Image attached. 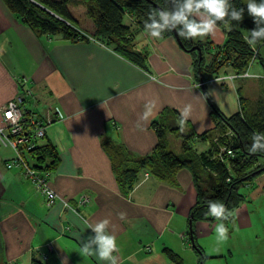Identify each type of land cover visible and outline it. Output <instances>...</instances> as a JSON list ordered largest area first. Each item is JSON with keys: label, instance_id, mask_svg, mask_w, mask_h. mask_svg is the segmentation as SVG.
I'll return each mask as SVG.
<instances>
[{"label": "crops", "instance_id": "1", "mask_svg": "<svg viewBox=\"0 0 264 264\" xmlns=\"http://www.w3.org/2000/svg\"><path fill=\"white\" fill-rule=\"evenodd\" d=\"M224 40L225 30L219 44ZM134 43L146 54L148 70L91 36L75 41L59 35L37 37L0 0V106L15 100L23 89L30 90L35 107L42 110L41 118L55 117L45 135L35 140V146L52 143L59 155L56 168L50 170L49 185L72 207L78 205L80 195L88 197L76 211L59 200L46 206L23 169L7 166L14 153L0 142V264H30L33 257L42 260L41 253L47 254L43 260L47 264H97L95 257L79 250L80 238L93 234L84 229L83 221L94 225L105 219L109 233L117 239L118 264H172L162 253L165 247L179 254L184 264H198L197 252L189 251L191 246L183 250L179 244L196 199L189 170L180 169L174 183L144 177L143 172L125 193L115 181L101 140L108 136L143 155L158 141L150 123L164 107L181 113L190 106L183 131L199 133L214 125L204 85L228 115L238 109V95L234 83L210 74L196 79L193 53L181 48L174 36L156 39L143 29L136 32ZM215 46L212 42L211 47ZM227 74L235 75L232 70ZM227 83L230 88L225 89ZM32 97L21 107L36 113L30 108ZM151 100L156 107L144 118ZM0 126H4L1 112ZM169 138L178 140L180 150L179 138L171 133ZM196 145H202L201 150L207 147L201 141ZM23 156L32 164L27 151ZM242 189L244 200L234 211L228 238L218 239L216 222L197 221L196 242L200 237L207 239L199 244L207 258L224 264H234L230 261L234 255L243 256L235 264H264V171Z\"/></svg>", "mask_w": 264, "mask_h": 264}, {"label": "trees", "instance_id": "2", "mask_svg": "<svg viewBox=\"0 0 264 264\" xmlns=\"http://www.w3.org/2000/svg\"><path fill=\"white\" fill-rule=\"evenodd\" d=\"M2 1L37 37L59 35L75 41L86 40L91 36L146 70V54L135 48L134 36L137 31L145 29L144 21L150 11L171 7L170 0H80L86 16L91 20V27L87 31L71 14L68 8L71 0ZM232 2L237 7L245 8L244 18L239 27L233 28L231 32L225 30V40L214 47L209 61L204 53L212 48V42L202 43L179 37L183 49L194 55L195 76L198 79L203 77L204 69L210 75L217 76L216 73L222 65L230 66L233 73L239 76L247 72L255 61L261 66L264 75V42L255 47L245 42L247 30H252L255 25L247 15L246 5L240 3L243 0ZM127 18L128 22L125 21ZM235 23L234 21L233 24ZM168 35L173 36V30L163 34ZM193 45L200 47V57H197L196 50H189ZM26 90L27 88L23 89L21 94L29 95ZM236 91L238 109L228 115L216 107L206 86H203L204 95L212 108L214 125L199 133L192 130L183 131L186 120L181 123V113L177 109L164 107L160 115L150 123L158 141L146 154L137 155L108 136L101 140V147L110 160L115 181L125 193L134 188L143 172L162 182L174 183L176 173L180 169L189 170L196 199L189 212L185 235L198 254V264H202L207 256L196 242L195 223H218L214 217L207 214L209 201L225 204L229 213L225 224L230 230L235 218L234 211L244 200L241 187L251 183L254 177L264 171V152L249 151L253 134L264 133V96L251 100ZM25 99L26 97L22 99L21 104ZM30 113L28 109H24L26 127L31 126L29 118L25 116ZM39 116L41 118V115ZM169 133L180 140L178 152L169 148ZM199 141L207 143V147L203 150L196 149V142ZM27 152L34 163L27 162L34 168L50 171L58 164L57 149L50 142L34 146ZM185 235L182 236L183 239ZM163 252L172 264H184L182 258L171 249L165 247ZM43 260L33 257L30 264H47Z\"/></svg>", "mask_w": 264, "mask_h": 264}, {"label": "clouds", "instance_id": "3", "mask_svg": "<svg viewBox=\"0 0 264 264\" xmlns=\"http://www.w3.org/2000/svg\"><path fill=\"white\" fill-rule=\"evenodd\" d=\"M170 3V8L156 9L147 14L144 28L150 37L161 39L165 32L175 30L177 36L184 40L203 39L214 34L221 25L227 32H231L233 28L239 27L245 14V8L237 7L232 0H170ZM240 3L246 5L247 15L252 18L255 25L252 30H247L245 42L255 47L264 42V0H243ZM253 76L251 71H247L242 77L229 74L221 76L219 80L234 81ZM145 107L144 118L156 107V101H149ZM190 111V106L186 105L181 112V123L188 118ZM8 115L12 117L11 112ZM249 151L264 152V133L253 134ZM207 214L218 221L215 229L218 239L226 240L228 228L225 221L229 219V213L225 204L209 201ZM120 215L123 217L122 213ZM83 224L84 229H91L93 234L80 238V253L95 257L97 264H118L116 254L119 252V247L116 237L108 231L109 221L105 219L93 225L84 220ZM62 264H66V261H62Z\"/></svg>", "mask_w": 264, "mask_h": 264}, {"label": "built area", "instance_id": "4", "mask_svg": "<svg viewBox=\"0 0 264 264\" xmlns=\"http://www.w3.org/2000/svg\"><path fill=\"white\" fill-rule=\"evenodd\" d=\"M220 77V75H217L214 79L219 80ZM21 80V84H26L25 77ZM197 84L200 85L201 82ZM26 92L31 94L29 89H27ZM26 95L27 94L22 95L20 93L15 100L8 101L0 106L4 125L0 126V142L4 145L10 146L14 153L12 160L7 161V166L10 167L15 164L22 167L25 176L31 180L35 188L44 196L46 206H51L56 200H59L63 207L71 208L76 211L78 205L88 202L87 195H80L77 200L78 205L72 207L67 200L60 197L49 185L48 177L50 176V171L32 167L23 156L24 151L35 146V140L37 138H41L45 135L46 126L55 119L54 116L40 118L37 113L31 112L28 121L31 126L26 127V124L24 123V109L21 107L22 99ZM10 112L12 113L11 118L8 115ZM147 176L148 173L146 172L144 177ZM41 257L46 260L47 254L41 253Z\"/></svg>", "mask_w": 264, "mask_h": 264}, {"label": "rangeland", "instance_id": "5", "mask_svg": "<svg viewBox=\"0 0 264 264\" xmlns=\"http://www.w3.org/2000/svg\"><path fill=\"white\" fill-rule=\"evenodd\" d=\"M68 8H69L71 14L79 21L80 26L82 28L88 30L89 28L87 26H88V23H91V20L86 16V14H85V8H84L82 2L80 0H71L70 3L68 4ZM125 21H126V19H125ZM220 29H219L220 31L218 30L217 32H215L212 35H209V36H207V37H205L203 39H196L195 41H200L202 43H206V42L209 41V42H213L217 46V45H219V42H220V40H221V38H222V36L224 34V30H225L222 25H221ZM214 50H215L214 48H211V49H209V51H207L209 53H207V52L204 53V55L206 56V60L207 61L210 60V56L214 52ZM198 56L199 55L197 54V57ZM228 69H231V67L228 66V65H222L220 67V69L217 71L216 75L227 76L228 75L227 73L232 70L231 69L230 71H228ZM248 71H251L254 74V76L252 78H238V79L234 80L233 82L232 81H226V82H229L231 84L234 83V91H235V93H237L236 90H238V92L240 93L241 96L247 97V98H249L251 100H255V99H257V98H259L261 96H264V79H263V76L264 75L262 73L261 66L256 61L254 63H252V65L249 67ZM202 74L206 78V77L209 76L210 73L204 69L202 71ZM238 77H242V75H239ZM196 79H198V78H196ZM229 83L226 84L227 86H224L223 85L225 89L226 88H230V86L228 85ZM207 92H208V90H207ZM32 96L33 95H27L26 98L27 97H32ZM210 97L213 100V102L216 105V107L219 106L218 108L220 110H222L220 108L219 103H217L215 101V99L211 96V94H210ZM32 100H33V97H32ZM35 103H36L35 100H33L31 102V107L30 108L32 110L36 111V113L40 115L39 112L42 111V110H41L40 106L39 107H35ZM167 140H168V145H169V148L170 149H172L173 151L176 150V152L179 151L176 148V141H178L177 139H175V138H173V139L172 138H169ZM201 148H202V145H200V146L196 145V149L201 150ZM242 187H241V190L240 191H243ZM263 216H264V213H263ZM184 233L187 234L185 231H184ZM181 236H182V233L179 234V239H180L179 244L183 248V250H186L185 248L191 246L190 243H189L188 236L185 235L186 236L185 241H187L186 242L187 245L185 244L184 247H183L182 240H181L183 238H181ZM197 242H198L197 244L199 245L200 243L207 242V239H202L200 237V238H197ZM233 243H234L233 246L235 248H238L237 244H235V241ZM201 248H203V247L201 246ZM202 250L205 251L204 248ZM189 251L192 252V251H195V250L193 248H191V249H189ZM204 251H203V253H204ZM237 252L241 255V251L240 250L237 251ZM162 253L165 255V253L163 252V250H162ZM184 253H185V251L182 253V256L183 257H184ZM242 257L243 256L240 257V256L234 255V257L231 258L230 261L232 263H234V264L235 263H240L242 261ZM220 259H223V258H220ZM170 263H172V262L170 261ZM202 264H224V261L223 260L220 261L218 258H214V259L205 258L203 260V263Z\"/></svg>", "mask_w": 264, "mask_h": 264}, {"label": "water", "instance_id": "6", "mask_svg": "<svg viewBox=\"0 0 264 264\" xmlns=\"http://www.w3.org/2000/svg\"><path fill=\"white\" fill-rule=\"evenodd\" d=\"M173 36H174V38L176 39V41H177V43L179 44V46H180L181 48H183V46H182L183 44L181 43V40H180V38L177 36L175 30H173ZM189 50H196V51L198 52L199 57L201 56L200 47H199L198 45H193ZM189 225H190V220H189Z\"/></svg>", "mask_w": 264, "mask_h": 264}]
</instances>
